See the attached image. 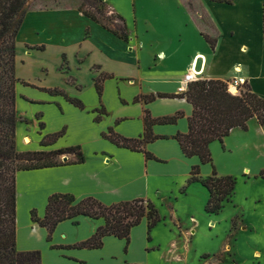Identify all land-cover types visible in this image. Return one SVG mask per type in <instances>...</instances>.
<instances>
[{"label":"crops","instance_id":"obj_1","mask_svg":"<svg viewBox=\"0 0 264 264\" xmlns=\"http://www.w3.org/2000/svg\"><path fill=\"white\" fill-rule=\"evenodd\" d=\"M177 1L176 21H171L162 40L132 35L124 42L75 9L27 13L17 35V49L22 42V46L43 47L39 51L43 56L53 50L49 56L54 73H45L44 78L39 74V79L26 73L31 55L17 69L20 82L16 86V108L23 120L16 128L17 148L26 152L80 146L85 162L17 172L18 251L39 249L43 262L50 264H127L125 259L136 249L135 234L146 244L152 240L148 239L146 220L133 228L127 249L126 240L114 236L105 237L101 249H70L69 246L91 237L104 221L88 217L66 220L48 242L47 229L31 221V211L44 217L48 199L56 193L72 194L77 200L94 197L112 205L138 198L156 204L169 183L183 192L189 186L192 168L200 163L198 157H186L176 139L177 134L188 132L192 105L185 98L135 99L185 93L188 86L184 77L195 65L202 71L200 78L241 80L264 98V0H234L232 4L201 0L207 21L193 16L183 0ZM37 17L42 20L34 21ZM57 22L63 27L59 33ZM47 32L57 37L53 46L46 40L33 41L27 36ZM20 33L26 35L23 40ZM205 36L216 40L214 50ZM102 75L109 77L97 83ZM69 98L81 101L84 109L71 104ZM179 112L183 116L175 123L151 128L157 139L145 149L157 160H147L142 153L118 147L103 137L112 128L125 138H139L145 132L146 115L159 119ZM33 130L38 138L32 140L35 144L26 145L24 137ZM62 130L65 134L55 144L40 145L44 136ZM64 156L68 157L67 162L76 160L75 155Z\"/></svg>","mask_w":264,"mask_h":264},{"label":"trees","instance_id":"obj_2","mask_svg":"<svg viewBox=\"0 0 264 264\" xmlns=\"http://www.w3.org/2000/svg\"><path fill=\"white\" fill-rule=\"evenodd\" d=\"M32 1L35 0H0V156H3V159H10L13 166L12 169L3 168V172H0V264H42L40 251L21 252L17 249V172L85 162V156L80 146L52 151L26 152H17L15 148L14 139L18 123L15 89L16 84L20 82L15 76V43ZM94 1L104 4L101 0ZM211 1L225 4L234 2V0ZM83 4L91 7L88 0H84ZM262 10L264 36V4ZM83 14L125 42L129 41L126 20L123 17L120 18L123 23L117 24L111 20L105 23L92 12L83 11ZM205 39L214 50L216 40L208 36H205ZM107 77L109 76L102 75L97 83ZM21 83L28 85L26 82ZM243 88H246V91ZM98 89L100 91V87ZM47 91L52 93L55 90ZM157 97L185 98L192 105L193 112L188 119V132L177 134L176 139L186 157H198L202 165H212V174L206 178L201 177L200 166H194L190 172L188 184L201 183L209 194L205 206L206 213L218 214L224 207V203L231 199L236 181L232 176L218 175L213 166L210 146L215 141L223 144L224 139L234 129L247 131L252 119H256L259 125L264 126V98L253 92L247 82L238 87L236 91H232L227 81L204 79L189 84L187 91L182 94L150 95L137 97L135 101L142 99L153 101ZM68 101L76 107L84 109L81 101L70 98ZM182 116L183 114L180 112L174 116L159 119H152L146 115L145 132L139 138H125L115 133L112 128L104 133L103 137L118 147L142 153L147 160H157L145 149L148 143L157 139L153 136L152 126L173 124ZM64 134L65 130L46 135L41 140L40 145H53ZM64 155H75L76 160L72 162L61 161L60 157ZM260 176L264 179V170ZM77 217L103 220L104 224L99 226L88 239L69 246L70 249H101L104 245L103 240L107 236L125 239L127 249L131 242L133 228L146 220L150 233L161 221L159 210L155 204L143 198L106 205L94 197L77 200L72 194L56 193L49 197L44 217H38L36 210L31 211V221L39 227L47 229L48 242L52 241V236L60 223ZM148 239L151 240L150 237ZM52 248L61 249L63 247L53 246Z\"/></svg>","mask_w":264,"mask_h":264},{"label":"rangeland","instance_id":"obj_3","mask_svg":"<svg viewBox=\"0 0 264 264\" xmlns=\"http://www.w3.org/2000/svg\"><path fill=\"white\" fill-rule=\"evenodd\" d=\"M83 1L35 0L32 1L29 11L69 8L82 13L83 11L92 12L105 23L111 20L117 24L123 23L120 19L123 17L126 20L129 39L135 35L141 39L151 37L162 40L168 34L171 21H176L175 7L179 5L177 0H101L104 2L103 5L100 2L88 0L91 3V7H88L83 4ZM183 1L193 16L207 21L201 0ZM42 17H37L34 21H41ZM55 27L58 33L63 28L60 22L55 23ZM83 31L85 34L86 29ZM25 36L22 33L21 40ZM27 36L33 41L46 40L48 44L57 40V37L50 32L40 35L29 33ZM21 43H19V49H17V40L15 43L16 78H18L17 69L20 63L25 61L28 55H31L32 61L26 67V73L35 79L40 78L39 74L44 78L45 73L46 75L54 73L53 59L49 56L53 50L50 49L51 51L43 56L39 53L43 51V47L22 46ZM45 64H47L46 70H44ZM35 81L36 84L37 80ZM51 81L53 82L54 78ZM226 81L233 82L232 79ZM67 82L70 83V80L67 79ZM243 84L245 83H240V86ZM230 90L234 91L232 88ZM243 90L246 91V88ZM15 97L17 98L16 92ZM16 113L18 122H23L19 119L17 108ZM29 128L30 125H27V130ZM27 133L32 140L38 138L35 130ZM14 141L16 151L19 152L17 134ZM210 149L213 166L218 175L232 176L236 181L235 190L229 202L224 203V207L218 214H208L205 206L209 194L201 183H190L183 192H180L177 187L172 188L171 183L167 184L163 187L165 191L163 195L156 199L155 206L159 210L161 221L149 234L152 240L146 244L135 234L133 244L136 251L134 250L130 258L125 259L127 264H259L261 262L264 264V179L260 176L264 170V129L253 119L249 122L247 131L235 129L224 139L223 144L215 141ZM0 157V172H3V168L12 169L10 159ZM60 160L63 161V156ZM197 165L200 166L201 177L206 178L212 174L211 164L197 163ZM176 197L177 200H175ZM165 198L168 200L164 201ZM146 248L151 250L146 251ZM36 250L41 252L39 249ZM42 264L50 263L42 260Z\"/></svg>","mask_w":264,"mask_h":264},{"label":"built area","instance_id":"obj_4","mask_svg":"<svg viewBox=\"0 0 264 264\" xmlns=\"http://www.w3.org/2000/svg\"><path fill=\"white\" fill-rule=\"evenodd\" d=\"M203 75L202 71H199L196 69V65L191 68V70L185 75L184 77V83L188 86L189 84L204 80L203 78H200V76ZM240 83H244L241 80L234 79L232 83H228L229 87L232 88L234 91L237 90L238 87H240Z\"/></svg>","mask_w":264,"mask_h":264},{"label":"bare ground","instance_id":"obj_5","mask_svg":"<svg viewBox=\"0 0 264 264\" xmlns=\"http://www.w3.org/2000/svg\"><path fill=\"white\" fill-rule=\"evenodd\" d=\"M24 143L26 145H31L32 144V139L30 137V135L26 134L25 137H24Z\"/></svg>","mask_w":264,"mask_h":264},{"label":"water","instance_id":"obj_6","mask_svg":"<svg viewBox=\"0 0 264 264\" xmlns=\"http://www.w3.org/2000/svg\"><path fill=\"white\" fill-rule=\"evenodd\" d=\"M63 161H64V162H67V161H68V157H67V156H64V157H63Z\"/></svg>","mask_w":264,"mask_h":264}]
</instances>
